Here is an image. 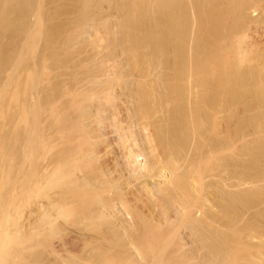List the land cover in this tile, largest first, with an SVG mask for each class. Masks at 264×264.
I'll use <instances>...</instances> for the list:
<instances>
[{"label":"bare ground","instance_id":"1","mask_svg":"<svg viewBox=\"0 0 264 264\" xmlns=\"http://www.w3.org/2000/svg\"><path fill=\"white\" fill-rule=\"evenodd\" d=\"M34 3L35 0H0V76L16 60L27 65L21 68L28 69L25 73L29 79L39 69L43 76L41 79L35 75L41 92L34 97L37 101L33 106L29 102L33 96L27 94L24 96L30 100L23 97L29 100L28 105L21 101L14 107L16 100L10 98V88V92L3 89L10 99L6 106L9 111L5 109L11 114L8 117L17 115L11 118L13 121L10 119L12 124L7 117L12 125L10 134L17 140L19 136L24 139V144L20 142L24 146L18 145L23 147L18 149L23 150L24 158L19 168L15 162L14 167L5 164L13 167L6 168L10 172L6 177L20 169L22 174L12 176L13 180L7 178L6 183V177H0L1 190L8 186L16 197L5 204L1 199L12 195L2 196L0 192V215L6 222L8 216L16 220L13 229L26 227L27 222L32 235L28 229L27 238L18 231L20 228L14 233L5 231L0 264H13L14 246L18 248L15 254L21 256L17 258H23L21 262L25 264H264V212L257 213L262 223L258 218L252 223L262 224L261 228L254 224L261 229L259 233L260 229L258 232L251 228L247 217L254 208L250 194L236 189L249 185V179L260 182L261 175L264 180V0H80L78 9H71L75 13L71 17L75 18H66L67 28L53 33L54 38H48L46 33L48 39L44 37L45 49L41 48L38 63L35 65L34 57V64L28 61V66L26 59L19 62L26 55L14 47L20 34H30L32 27H28L27 18ZM112 4L114 11L107 15L116 18L112 19L114 24L107 15L102 16L106 5ZM207 4L211 6L208 25L203 20ZM179 11L185 22L182 33L175 37L173 28ZM100 14L102 19L98 21ZM96 30L108 34L103 38V49L96 48L104 42ZM204 31L205 44L201 38ZM6 35L8 40L10 37L7 45L3 42ZM93 38L96 47L87 42ZM86 42L96 53L101 51L100 59L91 62L93 65H86L90 58L86 61L78 56L83 48L78 49V54L71 52L81 59L59 60L70 55L66 51L88 45ZM60 49H64V55L59 57ZM51 62L54 67L50 68ZM32 66L37 71L29 68ZM52 69L54 75L47 71ZM34 83L35 86L29 83L31 87L26 84L30 87L26 90H38ZM10 106L16 110L11 111ZM240 106L244 110L257 108L263 114L251 122L244 114H237ZM3 138L0 142L6 139ZM2 146L0 150L5 148ZM11 147L6 149L8 153H12ZM12 156L11 163L15 160ZM239 157L242 164L252 158L253 166L259 168L258 178L256 174L246 178L248 181L242 179L247 173L240 177L246 168L237 163L241 161ZM9 158L0 159V165ZM238 164L243 168L237 167L240 173L235 170ZM252 191L256 190L251 188ZM33 196L35 204L31 203ZM20 197L30 210L24 211L28 217L20 216L23 212L14 208L13 216L8 213L12 203L21 201ZM22 202L20 209L25 205ZM237 205L242 208L240 213L236 212ZM15 212L17 219L21 217V226L13 219ZM245 221L248 225L240 227ZM86 223L97 228L101 224L103 230L109 225L110 234L113 231L120 238L107 239L109 231H103L102 237V229L98 233L95 227L97 232L88 228L92 235L100 236L95 239ZM21 229L24 232L25 228ZM110 238L113 243L119 241L121 247L112 245ZM115 246L123 249L128 260ZM248 252L250 256L245 254ZM10 255L13 259L9 263ZM49 255L55 259L48 260Z\"/></svg>","mask_w":264,"mask_h":264},{"label":"rangeland","instance_id":"2","mask_svg":"<svg viewBox=\"0 0 264 264\" xmlns=\"http://www.w3.org/2000/svg\"><path fill=\"white\" fill-rule=\"evenodd\" d=\"M55 1L58 3V1H61V0H58V1L55 0ZM35 2H36V4L34 3V5H32V7L34 6L35 8H33V9L31 8V11H32L31 13H30V11H29V13L31 14V15L29 14V16H31V17L29 18V16H28L29 19L27 18V20H29V21H27L28 24L30 23V25H29V26L27 25V26H28V27H30V26L32 27V28L30 27V28H31V29H30V34L28 35V33H27L28 36H24V34H23V35L20 34L21 37H20L19 34H18L17 37L19 36L20 38L18 37V38H17V39H18V42L16 41V47H17V48L14 47V49H16V50L18 49V50L22 53V56H25V55H26L25 57H20L19 62H21V60H22V61H25V59H26L25 63L29 61V62H31V65L34 64L35 62H36V63H35V65H36V64L38 63V61H39V57H40V55L43 53L42 50H41V48L45 46L44 44H45L46 41H44V39L46 38V37H45L46 33L48 32V33H47V36H48V34H49L48 38H54L53 36H55V35L57 34V33H56L57 31H60V30L63 31V30H64V27L67 28V25L65 26V23H67V21H69L68 19H70L71 15H74V14H75V13H72V10H71V9H73V8L75 7L74 9H75V11H76V10L78 9V8L76 9V6H78L77 3H79L80 0H62L61 3H58V4H57L56 2H54L55 4H53L52 0H35ZM49 2H50V3L52 2L51 5H50ZM128 3H129V1H128ZM128 3L125 2V4H126L125 7H124V9L126 8L125 10L128 9V7H126ZM75 4H77V5H75ZM107 4H108V3H107ZM44 5H45V6H44ZM56 5H58V7H57ZM108 5H109V4H108ZM108 5H106V10H107V11L102 15V16H104V17L107 15V13L111 14L112 11H114L113 8H112V7H114V5L112 4L113 6H111V7H108ZM39 6H40V7L43 6V9H45V10H44L45 12H42L43 9H39ZM47 6H48V7H47ZM63 6H64V7H63ZM73 6H74V7H73ZM109 6H110V5H109ZM37 7H38V9H36ZM44 7H45V8H44ZM70 7H71V8H70ZM107 7H108L109 9H110V8H111V9L109 10ZM210 7H211V6L208 5V4L205 6V14H204V18H203V20H204V23L207 24V25H208L209 22L211 21V16H209V13H210V11H211V10H210ZM55 8H56V9H55ZM54 9H55V10H54ZM40 10H41V12H40ZM108 10H109V12H108ZM47 11H48V12H47ZM50 11H51V12H50ZM58 11H59V12H58ZM73 11H74V10H73ZM17 12H18V11H17ZM21 12H22V14H23V11H22V10H21ZM21 12H18L19 15H21ZM49 12H50V13H49ZM64 12H66V14H65ZM123 12H124V11H123ZM123 12H121V13H119V14H123ZM18 13H15V14H18ZM41 13H42V14H41ZM43 13H44L45 16L43 15ZM46 13H47V14H46ZM54 14H55V15H54ZM109 14H108L106 17L110 18L111 15H109ZM119 14H116V15H118V16L121 17V15H119ZM58 15H59V16H58ZM63 15H65L66 17L63 16ZM43 16H44V21H43ZM46 16H47V17H46ZM49 16H50L52 19H51ZM56 16H57V17H56ZM69 16H70V17H69ZM109 16H110V17H109ZM118 16H117V17H118ZM53 18H54V19H53ZM60 18H61V19H60ZM66 18H68V19H66ZM73 18H75V17L72 16L70 20H72ZM101 19H102V17H101V14H100L98 21H99V20L101 21ZM110 19H111V20H112V19L115 20L116 18L113 17V15H112V18H110ZM61 20H62V21H61ZM111 20H110V21H111ZM114 20L111 21L113 24H114ZM117 20H119L118 22H120V18H119V17H118ZM117 20H116V21H117ZM40 21H42L43 23H40ZM59 22H60V23H59ZM184 22H185V19H184L183 15H182V12L179 11V12L177 13V15H176V18H175V25H174V28H173V34H174L175 37L180 36V34L182 33V29H183ZM46 23H47V24H46ZM41 24H42L43 26H41ZM115 24H116V22H115ZM45 25H46V26H45ZM39 26L42 28V30H41V28H39ZM46 27H47V28H46ZM43 28H44V29H43ZM61 28H62V29H61ZM101 29H102V27H101ZM105 30H106V29H105ZM105 30H96V32H97V33H96L97 37H100L99 34H101L102 39H101V37H100L99 39L104 40V42L101 41V43H100V40H97V38L95 39L96 42L99 41V42H97V44L100 43L99 46L97 45L98 47H96V46H95L96 44H95L94 42H92V41H94V38H93V40H89V41H87V42H89V44L92 42V43H91V46H92V44H93L97 49H98L99 47H101V48L103 49V46H105V44H106V43H105V40H106V39H103V38H107V37H108V34L105 32ZM116 30H117V29H116ZM28 32H29V29H28ZM42 32H43V33H42ZM99 32H101V33H99ZM103 32H104V33H103ZM51 33H52V34L54 33L55 35H54V34L52 35ZM102 33H103L104 35H105V33H106V35L103 37ZM11 34H12V33H11ZM11 34H9V35L7 34V35L10 36ZM50 34H51V35H50ZM7 35L5 36L7 39L4 38V40H6L7 42H6V41H3L5 44L8 43V42L10 41V37H9V40H8V36H7ZM25 35H26V34H25ZM98 35H99V36H98ZM51 36H52V37H51ZM106 36H107V37H106ZM44 37H45V38H44ZM48 38H46L45 40H47ZM201 38H202V43L205 44V42H206V39H205V38H207V35H206V32H205V31L202 32V37H201ZM43 41H44V44H43ZM61 41H62V40H61ZM246 41H247V39L245 40V42H246ZM87 42H86V44H88ZM61 43H63V42H61ZM102 43H103V44H102ZM104 43H105V44H104ZM89 44H88V45H85V46H84V45H82V46H78L77 49L75 48V49H70V50L66 51V52H68L67 55H69V53H70L69 56H63V55H64V52H63L64 49H60L62 52H60V50H58V51H59V53L57 54L58 56H59V54H61V53L63 54V55L61 54V56H63V57H61L59 60L62 59V61H63V59H66L67 57H69L68 59H71V58H76V59H77L78 56H79V57L82 56V57H81L82 59L78 57V60H79V59H81V60H85V59H86V61H87V60L90 58L91 61H87L86 65L88 66L89 63H90V65H93L91 62L94 63L95 60H98V58L100 57V54H99V53H100L101 51L98 50V52H99V51H100V52H99V53H96V51L92 49V48H94V47H91ZM6 45H7V44H6ZM42 45H43V46H42ZM62 45H63V44H61V46H62ZM83 46L86 47V48H87L88 46H90V48H89V49L87 48V50H84V47H83ZM34 48H35V49H34ZM80 48H83V49H81V50L86 51V52L83 53V51H82V52L80 53L81 55H79L78 53H79V51H81V50H78V49H80ZM86 48H85V49H86ZM44 49H45V47H44ZM44 49H43V50H44ZM91 49H92L93 51H95V55H96V57H97V54H98V57H97V58H95L94 53H93V51H92ZM94 49H95V48H94ZM97 49H96V50H97ZM99 49H100V48H99ZM102 49H101V50H102ZM3 50H4V48H3ZM3 50H2V51H3ZM18 50H17V52H18ZM40 50H41V52H40ZM88 50H89V51H88ZM72 51H73L75 54L77 53L78 56H77V55H74V56H73V54L71 53ZM204 51H206V50H204ZM33 52H34V53H33ZM39 52H40L41 54H40ZM87 52H88V53H87ZM89 52H90V53H89ZM0 53H1V52H0ZM21 53H20V54H21ZM30 54H31V56H30ZM37 54H38V55H37ZM65 54H66V53H65ZM82 54H83V55H82ZM36 55H37V56H36ZM90 55H91V56H90ZM20 56H21V55H20ZM72 56H73V57H72ZM203 56H204V54H203ZM34 57H36V59H35ZM59 57H60V56H59ZM59 57H58V58H59ZM92 57H94L95 59L93 60ZM207 57H208V53L206 54V58H207ZM21 58H23L24 60L21 59ZM33 59H35L36 61H34ZM68 59H66V60H68ZM99 59H100V58H99ZM14 60H16V59H14ZM14 60H13L11 63H13ZM33 61H34V63H33ZM17 62H18V61L16 60V62H14V64H12V65L9 64V66L7 67V68H9L8 71H7V72L4 71V73L2 72L3 74L0 76V130H1V132H2V130L4 131V132H2V135H3L4 138L7 139V140L4 139V138L0 135V137L3 138L4 141L6 140L5 143H4V145H3L5 148H2V149L0 150V156L3 158V160L9 158V157L12 156V155L14 156V157L12 156V157H13V160H14V158H15V160L12 161V163L10 162V158H9L8 160H5V161H7V162L3 161V162H5L4 164H2L3 166L0 165V168H1V169H0V173L2 172V174H0V175H1V176H0L1 179H4L3 177H6V176L8 175V173H10V172H8V170H9L10 168H13V167L15 166V165H14L15 163H16V166L19 168V167H20L19 165H22V164H20V163H22L20 160H22V159L24 158V157H22V156H24V155H23V150L21 149V148H23V147H21V145L24 146V145H23V144H24V139H23L21 136H19V139L17 140V137H16V139H15V137H14V136H11L12 134H10V133H11V128H10V127L12 126V125H11V124H12L11 122L13 121V119H11V118H14L15 116H16V118H17V115H16V113H12V114H13V117H11V118L8 117V116L11 115V114H9V112L7 113V111H9V110H7L6 106L9 107V101H10V99H9V101L7 100L8 97H6V96H8V95H7V92H5V91H6V90L9 91L8 88H10V91H11V93H12V95H11V93H9V94L11 95L10 98L13 96L14 99L16 100V101H14L13 98H11V99L13 100V103H12V104H13L14 107L16 106V104L18 105V104L22 103L23 101H25V103L23 102L24 104H27V102H28L31 98H33L34 100H33V99H32L33 101L30 100L29 102H31V104H30V103H29V104H30L31 106H33V105L35 104V100L37 101V99H35L34 97H36V96L41 92L40 89L38 88V85H37V84H38V83H37V82H38V81H37V80H38L37 78H38V77L40 78V76H41V79H42V77H43L42 75H40V73H41L40 69L38 70V72L40 71V73L36 72V74H35V75L38 76V77L36 76L37 78H35V75H32V76H31V74H30V77H32V78L34 77V78H35V81H34V79H32V78L29 79V77H27V75H26L25 72H27L28 69H27V70L25 69L26 71H25V70L23 71V70H22L23 68H21V65H22V66H25V67H27V65H23L22 63H19V64H20V67H19V64H18ZM29 62L27 63L28 66H30ZM23 63H24V62H23ZM16 64H18V67L16 66ZM51 64H52V62H51L48 66H49V67H50V66H51V67H54L53 64H52V65H51ZM14 65H15L16 67H15ZM25 67H24V68H25ZM34 67H35V66H34ZM49 67H48V69L51 68V67H50V68H49ZM7 68H6V69H7ZM19 68H20V69H19ZM29 68H33V66H32V67H29ZM38 68H40V67H38ZM38 68H37V69H38ZM33 69L35 70V68H33ZM18 70H19V71H18ZM34 70L32 71V74L35 73V71H37V70H35V71H34ZM54 70H55V69H54ZM47 71L50 72V73H53V75L55 74V72H53V69H52V70H47ZM51 71H52V72H51ZM37 73H38V74H37ZM0 74H1V72H0ZM28 74H29V73H28ZM41 74H42V73H41ZM46 74L48 75L47 72H46ZM24 75H26V77H27L28 79H27V78L25 79V76H24ZM49 75H50V74H49ZM49 75H48V76H49ZM53 75L50 76V78H53ZM28 76H29V75H28ZM44 76H45V75H44ZM48 76H46V77H44V78H47ZM31 80H33L34 82H36V85H37L36 88H38V90H36V89L33 90L32 88H31L32 90H28V91L26 90V89H27L26 87H28V86H26V84L29 85V83H30V85H31V84L34 83L33 81H32V83H31ZM39 82H40V81H39ZM34 84H35V83H34ZM34 84H33V85H34ZM30 85H29V86H30ZM33 85H32V87L34 88L35 85H34V86H33ZM30 87H31V86H30ZM30 87H28V89H30ZM3 89H4L5 91H4ZM24 89H25L27 92L24 91ZM2 90H3V91H2ZM10 91H9V92H10ZM36 91H39V92H38L37 94H35ZM3 92L6 93V96H5V94H4ZM23 92H26V93H23ZM34 92H35V93H34ZM27 94H28V95H31V96H33V97L29 98V96H24V95H27ZM45 94H46V93H42L41 95L44 96ZM23 96H24V97H27L29 100H28L27 98H24ZM4 97H6L5 99H6L7 101L4 100ZM26 100H28V101L26 102ZM17 101H18V102H17ZM21 101H22V102H21ZM19 102H20V103H19ZM32 103H33V105H32ZM27 105H28V104H27ZM30 105H29V106H30ZM11 107H12V106H10V108H9L10 110H11ZM5 109H6L7 111H6ZM13 109L16 110V108H13ZM13 109H12V110H13ZM247 109H249V110H247ZM250 109H251V107H250V108H245V110H247V111H245L244 108H243V106H240L238 109H236L237 112H238V111H239V112H240V111H241V112L244 111V112H243L242 114H241V112H240V113H237L236 110H235V112H236L237 114H239V115H243V114H244V116L249 117L250 121H251V119H252L251 122H254L253 119L255 118V120H256L257 117H258L262 112H264V109H261V111L263 110L262 112L260 111L261 113L258 112L259 110H258L257 108H253V109H255V110H252V109L250 110ZM12 110H11V111H12ZM256 110H258V111H256ZM11 111H10V112H11ZM15 112H16V111H15ZM248 112H249L251 115L248 114ZM7 114H9V115H7ZM14 114H15V116H14ZM247 114H248V116H247ZM257 114H258V115H257ZM262 114H263V113H262ZM249 115H250V116H249ZM254 115H255V116H254ZM256 116H257V117H256ZM7 117L9 118V122L12 120V121L10 122L11 124L8 123V118H7ZM10 119H11V120H10ZM15 120H16V119H15ZM6 123H8L9 126H8ZM253 124H254V123H252V125H253ZM5 126H6V127H5ZM8 127H9L10 129H9ZM8 129H9V130H8ZM6 131H8V133H7ZM9 131H10V132H9ZM1 132H0V133H1ZM4 133H5V134H4ZM9 134H10V135H9ZM4 135H5L6 137H5ZM13 137H14V138H13ZM8 138H9V139L12 138V139H11L12 141H13V140H16L17 142H16V143H15L14 141L11 142V140L8 141ZM20 138L22 139V141H21ZM4 141L1 139V142H0L1 144H0V146H2V144H3ZM9 142H10V143H9ZM18 142H19V143H18ZM20 142L23 143V144H21ZM13 143H15V144H14V147L12 146ZM19 144H21V145L18 146ZM7 145H9V147H8ZM15 145H16V147H15ZM3 146H2V147H3ZM11 146H12V147H11ZM10 147L13 148V149L16 148V149H14L15 152H14L13 149H12V153H10V152L8 153ZM19 147H21L20 150L18 149ZM0 148H1V147H0ZM7 148H8V151L6 150ZM17 149L19 150V152H17V151H18ZM10 150H11V149H10ZM13 152H14L15 154H13ZM18 153H19V155H17ZM8 154H9L10 156H9ZM21 154H22V155H21ZM7 155H8V156H7ZM15 155H16V157H15ZM19 156H21L22 158L20 157V158H21V159H20ZM12 157H11V158H12ZM235 157H236V156H235ZM235 157H234V158H235ZM2 158H0V159H2ZM17 158H18V159H17ZM237 158H238V157H236L235 159H237ZM239 158H240L239 160H241V161H239V162H237V163L242 164L243 160L241 159V157H239ZM247 158H250V157H247ZM247 158L245 157V159H247ZM11 160H12V159H11ZM16 160H17L18 162H17ZM8 161H9L10 163H9ZM19 161H20V162H19ZM22 161H23V160H22ZM250 161H251V163H250ZM13 162H15V163L13 164ZM245 162H246V163H245ZM247 162H248V163H247ZM1 163H2V162L0 161V164H1ZM6 163H7V164H6ZM249 163H250V164H249ZM5 164H6L7 166L12 164L13 167L10 166L9 168H7V166H6ZM18 164H19V165H18ZM243 164H244V167L247 169V171H246V169L243 167ZM243 164L240 165V167L242 166V167L245 169V170H243L244 173L241 171L243 168H240V167H239V164H238V166L235 167V170L237 171L236 173H238V172H239V173L242 172V173H240V177L242 176V174H246V173H247L246 175H243V177H241L242 179H246V178L249 179V178H251V177H252V178L256 177L257 170H258L259 168H257L256 166H253L252 158H251V160L248 159V161L245 160ZM251 164H252V166H251ZM4 165H5V167H4ZM245 165H248V166H245ZM2 167L5 168L4 173H3ZM17 167L14 168V170L16 169V170H15L16 173L18 172V170H17L18 168H17ZM237 167H239L241 170H240L239 168H237ZM251 167H253V168H251ZM6 168H7L8 170H7ZM236 168H237V169H236ZM254 168H255V169H254ZM249 169H250V170H249ZM1 170H2V171H1ZM6 171H7V172H6ZM248 171H249L250 173H248ZM11 172L13 173V169L11 170ZM15 172H14L13 174H15ZM21 172H22V171H21V169H20V171H19L17 174H18L19 176H21V175H20ZM258 172H259V170H258ZM261 173H262V172H260V175H261ZM17 174L12 175V176L16 178V177H18ZM21 174H22V173H21ZM248 174H249V175H248ZM10 175H11V174H10ZM238 175H239V174H237V176H238ZM247 175H248V176H247ZM258 175H259V173L257 174V178L259 177ZM12 176H10V177H9V176L6 177V180H5V181L3 180V183H4V182L6 183L7 181L9 182L10 179L13 180V179H12V178H13ZM237 176H236V178H238V180H240L241 178H240L239 176H238V177H237ZM244 176H246V177H244ZM249 176H251V177H249ZM7 178H8L9 180H7ZM15 178H14V179H15ZM236 178H235V179H236ZM239 178H240V179H239ZM257 178H256V179H257ZM260 178H261V179H260ZM259 179H260V182H256V183H255V181H257V180L254 181L253 179H249V181L252 182V183H253V181H254V184H251L250 182H248L249 185L245 184V185L247 186V188H248V186H250V187L252 186V187H251L252 190L254 189V190H256V191H252V192H251V188L247 189L246 187H244L245 185H244L243 187L246 188V189H244V188L242 187V185H241L240 187L236 188L237 190H239V192H240V191H241V192L243 191V193H245L244 191H247V193L250 194V197L248 196V197L250 198L249 201L251 202L250 204L253 205L254 208H252V209L250 208V212H249V215H248L247 217H249L248 219L250 220V223H249V222H248V223L251 224V228L254 227V224H255V223H254L253 225H252V223L255 222V221L257 220V218H258V221H261V223H262V220H263V219L261 220V218H260V220H259V217H260V216H259V214H257L258 212H259V213H260V212H264V205H263V204H264V203H263V202H264V180L262 179V175L258 178V180H259ZM238 180H237V181H238ZM246 180H247V179H246ZM247 181H248V180H247ZM259 184H260V185H259ZM256 185H259L258 189H257V186H256ZM253 186H254V188H253ZM255 186H256V187H255ZM6 187L9 188V189H7ZM6 187H5V189H7V190L4 189V191L1 190L2 187L0 188L1 195L3 194V195H5V196H6V195L9 196V195L11 194L12 196H9L10 199H9V197L6 198V197L4 196L5 198L3 197L4 199H1V201L4 200L5 202H4V201H3V202H4L5 204H10V203H11L10 201H11V199L14 197V194H15V193L13 194V192H12L13 190L11 191L10 187H8V186H6ZM242 188H243L244 190H243ZM255 188H256V189H255ZM8 190H9V191H8ZM257 190H258V191H257ZM10 191H11V192H10ZM14 192H15V191H14ZM253 192H256V193H253ZM257 192H258V193H257ZM4 193H5V194H4ZM8 194H9V195H8ZM255 194H256L257 197H254V199L256 198V199L254 200V199H253V196H255ZM3 195H2V196H3ZM16 195H18V192H16ZM251 195H253V196L251 197ZM11 197H12V198H11ZM17 197H18V196H17ZM33 197L35 198V196H33ZM14 198L16 199V197H14ZM20 198H21V197H20ZM34 198H33V200H32L33 202H31V203H34V200H36V198H35V199H34ZM251 198H252L253 200H252ZM15 199H14L15 202H16L17 200H19V198H17V200H15ZM6 200H7V203H6ZM9 200H10V201H9ZM20 200H21V201H20ZM20 200H19V201L22 202V198H21ZM251 200H252V201H251ZM256 201H257V202H256ZM259 201H260V203H259ZM20 202H19V203H20ZM23 202H24V201H23ZM23 202H22V206H23V204L25 203V202H24V203H23ZM255 202H256V204H257V203H258V204L256 205ZM4 203H3V204H4ZM16 203L19 204L18 202H16ZM16 203H15V204H16ZM31 203H29L28 205H30ZM15 204H14V205H13V203L11 204V205H12V207H11L12 209L10 208V206H9V207L6 206L8 209L10 208V212H8V213H11V215L13 214V212H11V211L14 210V209L17 210V211H20L19 213H22V212H23L22 214H19V213H18L20 216H21V215H22V216H23V215H26V214H27L26 212H29V211H30V210H28V207H27L26 203H25L26 206L24 205V206L21 208L22 210L19 208V206L21 207V204L16 205V207H15ZM34 204H35V203H34ZM31 205H32V208H34V205H33V204H31ZM242 205H244V204H241L240 206L242 207ZM254 205H256V206H254ZM262 205H263V206H262ZM3 206H4V205H3ZM237 206H238V205H237ZM240 206H238L239 209L236 207V209L239 210V211H236L237 213H240V211H242L241 209L244 207V206H243L242 208H240ZM260 206H262V207H260ZM6 207H5V208H6ZM24 207H27V210H28V211H27V210H23V209H26V208H24ZM13 208H14V209H13ZM30 208H31V207L29 206V209H30ZM32 208H31V209H32ZM256 208H257V209H256ZM258 208H259V209H258ZM8 209H5V210H8ZM260 209H261V210L263 209V211H261ZM252 210H253V211H252ZM255 210H256V211H255ZM8 211H9V210H8ZM24 211H26V212H24ZM29 213H30V212H29ZM253 213H254V214H253ZM15 214H16V212H15ZM15 214H14V215H15ZM260 214H261V213H260ZM1 216H2V215H0V248L2 247V240H3L2 235H5V234H3V233H4L5 231L7 232V230L10 231V232L12 231V233H14L16 229L18 230L19 228H20V229H21V228H25L24 232L21 231V230H23V229H21V230L19 229L18 231H20V232L22 233V235L26 234V238H27V235H28V234H27V231H29L28 233H29L30 235H32V231H30L31 228L29 227V224H28L27 222H25V224H26V227L28 226V228H26V227H17L16 229L14 228V229H15V230H14L13 227L16 226V225L14 224V223H16V222H15L16 220H15V221H13L12 219L9 220L10 216H8V219H7V222H6V219H1ZM12 216H13V215H12ZM12 216H11V217H12ZM15 216H16V217H15ZM15 216H14L13 219H15V218L17 219V214H16ZM20 216H18V219H17V221H19V222H20L19 218L21 219ZM26 216L28 217L29 214H27ZM26 216H24L23 218H25ZM255 216H257V217H255ZM2 218H3V217H2ZM5 218H7V217H5ZM23 218H22V219H23ZM251 221H252V222H251ZM263 221H264V220H263ZM248 223L245 221L244 223H242V226H240V227H243V228H244V227H245L244 224L248 225ZM261 223H260V224H261ZM27 224H28V225H27ZM34 224H36V223H35V222L32 223V226H33ZM256 224H257V227H258V226H259L260 228L262 227V226H261L262 224L260 225V224H258V222H256ZM256 224H255V225H256ZM17 225H18V226H21L22 224H21V222H20V223L17 222ZM30 225H31V224H30ZM82 225H83V224H82ZM86 225L89 226V225H91V224L86 223L85 226H86ZM105 225H106V224H105ZM240 225H241V224H240ZM32 226H31V227H32ZM36 226H37V225L33 226V229H34V227H36ZM83 226H84V225H83ZM85 226H84V227H85ZM88 226L86 227L87 230L91 229V227H92V228L94 229V230L91 229L93 232H95L96 229H97V231H98L99 229H100V230L102 229L101 231H102V232L104 231L105 233H106V231H109V229H108L109 225H106V226H105V227H107L106 230H103L104 227L101 228V226H102L101 224H99V227H100V228H97L98 225H97V227L94 226L96 229H95L92 225H91L90 227H88ZM103 226H104V225H103ZM249 227H250V226H249ZM257 227H256V228L254 227V228L257 229V231H258V229H260V228H257ZM8 228H9V229H8ZM10 228H12L13 230H10ZM29 228H30V229H29ZM88 228H89V229H88ZM254 228H252V229H254ZM26 229H28V230L26 231ZM107 229H108V230H107ZM261 229L263 230V229H264V226H263V228H261ZM261 229H260V232L258 231L259 233L262 232ZM31 230H32V229H31ZM34 230H35V229H34ZM91 230H89V233L91 234V236H94L93 238H95V237L98 235V233L101 232V231L99 230L98 233H94V235H92L93 233H92ZM13 231H14V232H13ZM97 231H96V232H97ZM110 231H111V230H110ZM110 231H109V234H110ZM244 231H245V229H244ZM10 232H8V233L10 234ZM20 232H17L18 235H17V234H16V235H17V236H21V239H23V238H22V235H21ZM25 232H26V233H25ZM104 232H103V234H101L102 237H103V235H104ZM19 233H20V235H19ZM23 233H24V234H23ZM33 233H34V231H33ZM107 233H108V232H107ZM107 233L105 234V236H106L107 239H109V237L114 238V237L116 236V235L114 236V234H112L113 231L111 232L112 235H111V234H110V235H107ZM263 234H264V230H263ZM6 235H8V234L6 233ZM10 235H12V234H10ZM30 235H28V236L30 237ZM17 236H16V237H17ZM112 236H113V237H112ZM29 237H28V238H29ZM97 237L99 238L100 236H97ZM97 237H96L95 239H97ZM1 238H2V239H1ZM111 238H110V239H111ZM115 238H116V240H117V238H120V237L117 236V237H115ZM115 238H114V239H115ZM121 238H122V237H121ZM107 239H106V240H107ZM24 240H25V239H23V241H24ZM120 240H121V239H120ZM122 240L125 241L124 238H123ZM122 240H121V242L123 243L124 241H122ZM28 242H29V241H28ZM107 242H108L107 244H109V243H110V240L107 241ZM118 242H119V241H118ZM118 242H116V243L114 242V243H115V244H114L113 241H112V239H111V243H112V245H116V246L118 247V246H120V245L117 244ZM121 242H120V243H121ZM120 243H119V244H120ZM26 244L31 245V242H30V243H26ZM109 245H110V244H109ZM112 245H111V246H112ZM116 246H115V248H114V247H113V248H114V249H119V252H121L122 256H123V257L125 256L124 258H126V260H128L127 257H126V255H125V253L123 252V249L120 248L121 246H120L119 248H117ZM254 246H255V244H254ZM14 248L18 249V248L15 247V246H14ZM113 248H112V249H113ZM16 249L13 250V248H12L13 252H14ZM114 249H113V252L115 251V253H116V250H114ZM120 249H121V251H120ZM1 250H2V248L0 249V252H2ZM3 250H4V248H3ZM12 250H11V254H14L15 257H14V259H13V255H10V257H12V258L9 257V259H10L9 263L11 262V259H13V260H12L13 264H17L18 262H19V264H25L26 262H21V261H23V258H20V257H21L20 255H16V254H17L16 251H15L16 254H15V252L13 253ZM247 251H249V250H247ZM117 252H118V251H117ZM119 252H118V253H119ZM75 253H76V252L71 253V254H75ZM79 253H80V252H79ZM115 253H114V254H115ZM118 253H117V254H118ZM243 253H244V252H243ZM46 254H48V253H46ZM61 254H63V256H64V253H61ZM65 254H66V253H65ZM67 254H68V253H67ZM82 254H83V253H82ZM117 254H116V257H117ZM119 254H120V253H119ZM245 254H247V255L249 254L248 256H250V253H249V252H248V253H245ZM245 254L243 255V257H247V256H245ZM28 255H29V254H28ZM28 255L26 254V259H27V257H29ZM77 255H79V254L77 253ZM80 255H81V254H80ZM80 255H79V256H80ZM17 256H20V257H19L20 259L17 258ZM53 256H54V255H51V256L49 255L48 257L45 256V258L47 257L48 260L52 261V260L55 259V258H54L55 256H54V257H53ZM65 256H66V255H65ZM122 256H121V257H122ZM51 257H52L53 259H52ZM118 257L120 258L119 255H118ZM123 257L121 258V260H122V259L124 260ZM49 258H50V259H49ZM17 259H18V260H17ZM15 260H17L18 262L15 261ZM19 260H20V261H19ZM24 260H25V259H24ZM27 260H28V259H27ZM27 260H26V261H27ZM29 260H30V259H29ZM92 260L94 261L93 258H92ZM92 260H91V262H93ZM119 260H120V259H118V258L116 259L117 262H118ZM15 262H16V263H15ZM124 262H127V261H124ZM124 262L122 261L121 263H124ZM27 264H28V263H27ZM90 264H91V263H90ZM93 264H94V263H93ZM124 264H125V263H124Z\"/></svg>","mask_w":264,"mask_h":264}]
</instances>
